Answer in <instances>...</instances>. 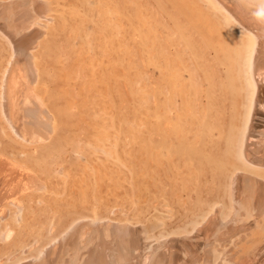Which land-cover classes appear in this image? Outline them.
Returning <instances> with one entry per match:
<instances>
[{"label":"bare ground","instance_id":"1","mask_svg":"<svg viewBox=\"0 0 264 264\" xmlns=\"http://www.w3.org/2000/svg\"><path fill=\"white\" fill-rule=\"evenodd\" d=\"M192 1L209 5L196 6L197 120L186 131L168 120L162 127L153 111L177 95L153 85L150 114L137 104L130 123L142 168L177 167L175 157L185 167L181 210L195 216L192 229L159 236L156 219L96 216L64 228L57 221L72 189L86 198L122 163L118 151L108 162L101 149L112 135L107 95L116 145L122 134L119 68L105 55L149 43L145 11L169 16ZM0 264H264V0H0Z\"/></svg>","mask_w":264,"mask_h":264},{"label":"rangeland","instance_id":"2","mask_svg":"<svg viewBox=\"0 0 264 264\" xmlns=\"http://www.w3.org/2000/svg\"><path fill=\"white\" fill-rule=\"evenodd\" d=\"M197 5L198 7L203 5L204 9H208L209 7L206 1L198 2V4H194L192 1L186 5L185 12H183L180 8L171 7V10L174 13L169 10V16L163 10H161V12L156 10V14L154 13L155 9L152 10L151 13L147 14L145 11L143 14L145 18L147 17L146 20L147 31L149 33V43L146 42L147 39L144 37L145 42L140 39L126 42V46L124 48L127 52L125 54H118L119 50L116 48L112 52H107V55H105L107 59L113 57L116 58L111 60L117 63L120 81L123 84V86L121 84V88L118 91L120 93L118 98L119 106L117 105L119 116L122 118V134L117 141L118 144L116 145L115 141L117 140V136L114 133L115 126L112 124L114 114L116 115L115 103L112 101L113 96L111 99V94L107 95L109 100H107L108 103L102 117L105 119L108 130L112 135L110 136L111 138L109 137L106 143L102 145L101 149L103 150V154L105 152L104 157L109 158L108 162L111 160V152L115 153L118 151V153L122 156V163L119 164L113 174L104 173V176L102 175L101 177L103 184L100 183V185L97 184L93 186L94 188H91L92 190L90 189L89 195L86 198H84L82 193L76 188L72 189L71 197L73 202L69 204L68 209L61 215V217H59L57 221L61 226L64 225V228L72 225L81 218L96 216L101 219L110 217L123 222L128 221L129 223H134L137 220L143 223H150V221L153 222L156 219L164 223V225L156 227L153 231L154 234L159 236L168 234L169 232H183L192 229L191 227L195 216L184 213L181 210V206L187 198V174L185 167L182 166L179 159L175 157L177 159V167H173V165L169 166L168 163L169 167L167 166L166 169H163L158 173L155 171L154 174L151 173L152 171L150 169L148 170L145 167L142 168L137 157L138 138L133 134V131L130 132V128L132 126L130 123H133L138 119L140 109L143 110L142 116L147 117V115L150 114V100H152L151 93L154 91L152 87L153 85L160 87L159 90L162 95L165 93V88L172 89L177 95V101L170 102L169 100L168 106L163 108V112H159L158 108H155L153 111V113H155L156 120L161 123L162 127L165 126L163 122L168 120L175 123L174 127L177 130L186 131L191 124L197 120L199 110L197 108L198 101L196 100H198V91L200 86L199 55L201 44L199 29L201 17L199 18L197 16L199 12L196 7ZM188 8L189 13L187 15L185 13H187ZM190 14H193V16L196 17L192 20ZM167 17L169 20V27L164 30L162 22L164 19L167 20ZM115 30H117V28ZM96 40L97 39L94 38L91 44L96 46ZM148 44L150 46H148ZM133 47L139 48V55L137 57L134 56L133 52H130L135 49ZM128 48H130V51ZM190 64L192 65L191 67ZM183 98L184 101H182ZM137 104L140 107L139 111ZM177 107L179 109L178 111ZM180 110L181 115L179 116V113L177 112ZM150 173L154 177L150 175ZM66 196L67 191H64L61 194V197L66 198ZM144 197L145 199H143ZM153 200L154 203L156 202V205L153 204ZM165 202L169 203V206L171 207L170 211L165 210L163 207ZM101 207H104L107 210H104V208ZM123 209H125V211ZM112 211L115 212L112 213ZM161 213L168 214V216L166 215L167 217H165V215L163 216Z\"/></svg>","mask_w":264,"mask_h":264}]
</instances>
